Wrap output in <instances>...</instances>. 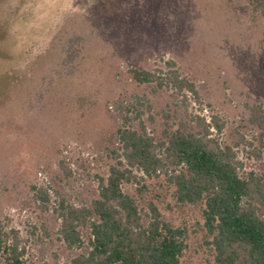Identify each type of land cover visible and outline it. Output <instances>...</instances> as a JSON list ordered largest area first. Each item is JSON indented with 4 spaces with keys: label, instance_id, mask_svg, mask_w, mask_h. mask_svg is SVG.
Wrapping results in <instances>:
<instances>
[{
    "label": "rangeland",
    "instance_id": "374dc122",
    "mask_svg": "<svg viewBox=\"0 0 264 264\" xmlns=\"http://www.w3.org/2000/svg\"><path fill=\"white\" fill-rule=\"evenodd\" d=\"M131 3L0 0V220L18 231L25 258L36 264H70L53 207L59 196L71 203L88 198L97 187L95 175L107 174L112 160L104 140L116 126L111 101L145 91L132 79L131 67L174 61L199 86L203 115L224 121L222 138L231 140L238 129L260 148L259 159L241 149L238 155L246 169L264 173L260 130L247 121L244 106L264 107V22L254 28L233 16L229 7L236 0ZM131 5L142 15L139 25L125 19ZM167 99L153 102L158 108ZM145 183L162 193L164 215L187 226L181 264H205L210 255L199 214L165 209L170 192L155 180ZM32 185L47 191L48 203L34 196Z\"/></svg>",
    "mask_w": 264,
    "mask_h": 264
},
{
    "label": "trees",
    "instance_id": "16d2710c",
    "mask_svg": "<svg viewBox=\"0 0 264 264\" xmlns=\"http://www.w3.org/2000/svg\"><path fill=\"white\" fill-rule=\"evenodd\" d=\"M128 9V23H142L136 7ZM229 11L254 28L264 22V0H236ZM128 72L145 91L122 93L111 101L116 126L104 140L112 160L107 174L95 175L97 187L88 198L71 203L59 196L53 207L56 234L70 264L182 263L187 226L164 215L162 193H152L146 178L170 192L165 209L199 214L198 228L210 255L205 264H264V173L246 169L238 155L241 149L259 159L260 148L238 129L231 140L222 138L224 121L203 115L199 86L174 61ZM164 95L168 99L157 108L153 98ZM244 106L263 146L264 107ZM59 167L71 176L62 161ZM31 190L48 203L45 189L32 185ZM41 228L48 235L46 226ZM0 264H36L25 258L18 231L1 220Z\"/></svg>",
    "mask_w": 264,
    "mask_h": 264
}]
</instances>
